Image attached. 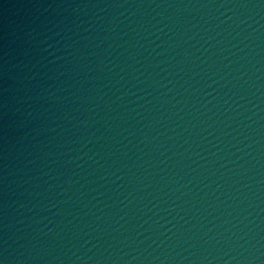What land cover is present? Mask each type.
<instances>
[{
	"label": "water",
	"instance_id": "obj_1",
	"mask_svg": "<svg viewBox=\"0 0 264 264\" xmlns=\"http://www.w3.org/2000/svg\"><path fill=\"white\" fill-rule=\"evenodd\" d=\"M0 264H264V0H0Z\"/></svg>",
	"mask_w": 264,
	"mask_h": 264
}]
</instances>
